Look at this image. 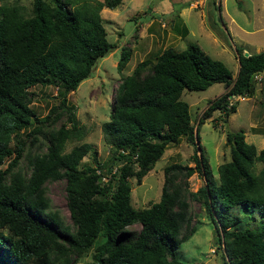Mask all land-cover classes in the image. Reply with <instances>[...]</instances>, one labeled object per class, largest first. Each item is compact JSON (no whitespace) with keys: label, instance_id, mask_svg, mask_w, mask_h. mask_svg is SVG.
<instances>
[{"label":"trees","instance_id":"trees-1","mask_svg":"<svg viewBox=\"0 0 264 264\" xmlns=\"http://www.w3.org/2000/svg\"><path fill=\"white\" fill-rule=\"evenodd\" d=\"M119 2L31 0L26 12L16 0H0V264H73L89 248L84 264H190L176 256L179 242L195 230L190 199L207 210L222 264H264V146L257 149L246 141L242 129L227 131L229 158L217 165L214 179L201 151L197 154V127L180 98L184 88L201 90L223 82V91L208 101L203 115L218 108L226 116L235 110V103L226 106L227 95L249 96L256 84L264 102L263 50L243 55L235 47L233 76L193 42L144 56L121 75L108 118L101 122L107 159L99 160L92 149L90 162L81 164L92 147L87 141L64 151L72 129L65 122L77 127L66 93L113 46L99 10ZM176 17L172 14L171 27L184 35L187 29L175 27ZM128 57L129 48L121 47L118 70ZM35 84L59 89V104L43 116L29 105L28 88ZM63 108L66 119L54 126L57 109ZM37 135L42 141L31 148ZM181 136L193 146L194 164H165L158 199L132 206L128 178L133 175L139 183L167 144ZM22 156L28 171L19 165ZM195 170L204 183L190 190L187 179ZM102 174L108 175L104 181ZM60 178L69 223L49 209L45 195V182ZM133 223L139 229L131 236L127 226Z\"/></svg>","mask_w":264,"mask_h":264},{"label":"rangeland","instance_id":"rangeland-1","mask_svg":"<svg viewBox=\"0 0 264 264\" xmlns=\"http://www.w3.org/2000/svg\"><path fill=\"white\" fill-rule=\"evenodd\" d=\"M16 1L24 5L26 12L29 11L31 0ZM160 1L120 0L112 8L103 6L99 10L106 38L113 46L96 59L89 74L76 88L66 93L67 103L72 106L77 127H71L70 121L65 122L72 129L65 141L64 151L82 141L92 145L82 156L81 164L90 162L92 149L99 160L107 159L109 148L103 139L101 122L108 118L110 102L121 75L129 73L134 64L144 56L165 46L180 50L193 42L211 57L221 60L234 74L238 66L235 47L241 48L242 53L254 52L258 41L264 43V30L258 28L264 24V6L260 0H168L175 12L181 11V18L176 17L175 27L180 29L184 23L187 27L184 35L177 33V30L173 31L171 14H164L155 9ZM192 1L197 3L194 6L189 5ZM230 17H233L234 21H229ZM121 47L129 48V57L122 69L118 70L116 62ZM28 89L31 92L29 105L38 116L45 115L52 106L59 104V89L55 85L35 84ZM223 89V82H213L204 89L184 88L180 93V98L188 103L191 119L194 127H197V154L201 151L214 179L217 177V165L229 158V144L225 140L227 131L242 129L246 141L252 142L257 149L264 146V102H260L257 84L251 95L234 102L235 110L226 116L221 114L218 108H213L203 115L204 106ZM57 110L60 114L54 126L64 121L67 114L64 108L62 111ZM200 115L201 120L198 122ZM40 140L42 141V137L37 135V141L30 145L31 148ZM13 144L12 140L11 145ZM28 144L27 141L25 147H28ZM192 152V144L181 136L176 143L167 144L139 183L133 175L130 176L128 180L132 206L142 207L157 200L163 179V166L173 161L193 165ZM256 164L257 167L260 166V163ZM19 165L23 171H28L25 156L20 157ZM187 180L190 190H195L204 183V177L197 170L193 171ZM45 195L49 199V209L55 210L65 223H69L64 179L45 182ZM189 211L195 230L187 239L179 242L176 256L190 264H222L217 232L205 206L197 199H190ZM127 229L129 234L134 236L139 224L133 223L127 226ZM91 250L92 248H89L83 252L73 264H84L90 258Z\"/></svg>","mask_w":264,"mask_h":264},{"label":"crops","instance_id":"crops-1","mask_svg":"<svg viewBox=\"0 0 264 264\" xmlns=\"http://www.w3.org/2000/svg\"><path fill=\"white\" fill-rule=\"evenodd\" d=\"M261 1V4L264 6V0H260ZM197 3V1H192V2H190V4L189 5H195ZM155 9L156 10H158V12H161V13H164V14H171L170 15V23L172 22V18H171V16H172V14H174V13H177L178 14V16L181 18V16L179 15V13L181 12L180 10H178V12H175L176 10L174 9V7H173V5L171 4V2L170 1H168V0H161L160 1V3L158 4V5H156L155 6ZM229 21H234V18L233 17H230V19H229ZM182 24H184V23H182ZM238 24V23H237ZM185 25V24H184ZM239 25H241V24H239ZM186 27V26H185ZM259 28V30H264V24L262 25V26H259L258 27ZM186 29H187V27H186ZM244 31H246V30H244ZM248 31H251V30H248ZM232 37H233V35H231ZM259 50H263L264 51V43H262V42H260V41H258L257 43H256V45H255V51L254 52H256V51H259ZM249 53V52H248ZM238 67V66H237ZM237 70V69H236ZM236 73V72H235ZM234 73V74H235ZM232 74V73H231ZM234 74H232V76L234 75ZM255 91V90H254ZM206 108V106H204V108H203V110L202 111H204V109Z\"/></svg>","mask_w":264,"mask_h":264},{"label":"built area","instance_id":"built-area-1","mask_svg":"<svg viewBox=\"0 0 264 264\" xmlns=\"http://www.w3.org/2000/svg\"><path fill=\"white\" fill-rule=\"evenodd\" d=\"M259 76H260L259 73H257V74L254 75L255 79H258ZM244 97H245V95H242V94H234V93H230V94L227 95L226 106L228 107V106H230L231 104H233L236 100L243 99ZM114 169H115V167H112L111 172H113ZM95 171H96L97 173H100V169H99V168H95ZM107 176H108L107 174H102L101 177H100V179H101L102 181H104V180L107 179Z\"/></svg>","mask_w":264,"mask_h":264},{"label":"water","instance_id":"water-1","mask_svg":"<svg viewBox=\"0 0 264 264\" xmlns=\"http://www.w3.org/2000/svg\"><path fill=\"white\" fill-rule=\"evenodd\" d=\"M248 54V51H243V55H247ZM195 144H196V147H198V142H197V139L195 138Z\"/></svg>","mask_w":264,"mask_h":264}]
</instances>
